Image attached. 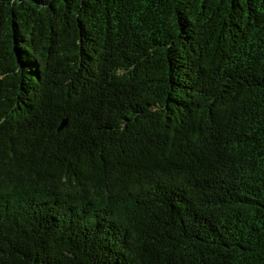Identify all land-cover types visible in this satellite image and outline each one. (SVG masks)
Masks as SVG:
<instances>
[{
	"label": "trees",
	"instance_id": "obj_1",
	"mask_svg": "<svg viewBox=\"0 0 264 264\" xmlns=\"http://www.w3.org/2000/svg\"><path fill=\"white\" fill-rule=\"evenodd\" d=\"M0 264H264V0H0Z\"/></svg>",
	"mask_w": 264,
	"mask_h": 264
},
{
	"label": "water",
	"instance_id": "obj_2",
	"mask_svg": "<svg viewBox=\"0 0 264 264\" xmlns=\"http://www.w3.org/2000/svg\"><path fill=\"white\" fill-rule=\"evenodd\" d=\"M64 125H65V123H63V125H62V127H61V128H63V127H64Z\"/></svg>",
	"mask_w": 264,
	"mask_h": 264
}]
</instances>
